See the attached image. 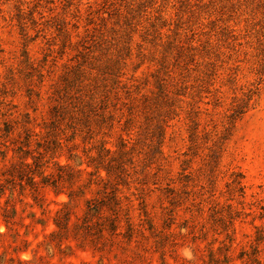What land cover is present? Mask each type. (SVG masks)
<instances>
[{
	"label": "rangeland",
	"instance_id": "rangeland-1",
	"mask_svg": "<svg viewBox=\"0 0 264 264\" xmlns=\"http://www.w3.org/2000/svg\"><path fill=\"white\" fill-rule=\"evenodd\" d=\"M0 264H264V0H0Z\"/></svg>",
	"mask_w": 264,
	"mask_h": 264
},
{
	"label": "trees",
	"instance_id": "trees-1",
	"mask_svg": "<svg viewBox=\"0 0 264 264\" xmlns=\"http://www.w3.org/2000/svg\"><path fill=\"white\" fill-rule=\"evenodd\" d=\"M94 94L89 97V101L88 102H85L84 100H82L80 97L78 98V103H76L74 106H73V110L70 112L69 111V114H70V117H69V127L72 126V128L74 129V132H73V135L70 136L68 139H67V142H72L75 140V138L77 137V135L81 132H83L84 130H87V132H90V130H92V121H93V116H102L100 115V111H102L103 109H105V100L107 98H109L108 96H105L104 99L100 100V106L97 104L98 102V99H100L99 97H97V99H95V97H93ZM63 105H60V109L63 108L62 107ZM65 106V105H64ZM67 107V106H65ZM59 108V107H58ZM64 109V108H63ZM59 113V111H55V114ZM67 113V112H66ZM63 114L65 115V113H62L60 115H56L55 117L59 118L60 119H57L55 121H53L52 125L53 127L55 128V130L59 131L58 132V136L60 135L61 132V124L67 119L66 117H63ZM75 136V137H74ZM73 146H76L75 144H73ZM73 146H70L69 148V153H70V156H69V159H72L73 157ZM57 147L62 149L63 150V145H62V142H58L57 143ZM107 153H111L108 152ZM58 165V170H60L61 172H65L66 170H72L70 174H66L69 178V181H72L71 183H73L74 179L77 177H80L82 171H74L73 168L71 166H69L68 164L67 165H61V164H57ZM26 168L29 167L30 165L28 163L25 164ZM37 167H39V164H37ZM107 173H108V176H110L111 174V169H110V166L109 167H105ZM59 173L58 174V180L57 181H64V177L65 175H63V173ZM24 175V174H23ZM22 175V176H23ZM30 175V173L28 174ZM27 175V177H28ZM74 175V177H73ZM21 176V177H22ZM26 177V176H25ZM100 180H105L103 179L102 177H100ZM43 183H46L45 179L43 180ZM55 183V182H54ZM59 183H56L54 184L53 186L54 187H57ZM112 185V183H110V186ZM111 189H114L113 192L117 191L115 189V187H111ZM73 192L69 194L70 198L73 197ZM93 201L92 200H87V203H88V207L90 208L91 206H93ZM100 205L97 204L96 206Z\"/></svg>",
	"mask_w": 264,
	"mask_h": 264
}]
</instances>
